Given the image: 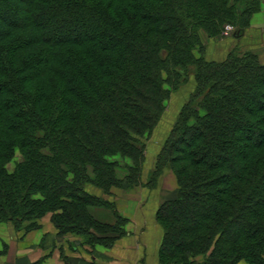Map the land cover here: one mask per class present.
I'll list each match as a JSON object with an SVG mask.
<instances>
[{"label": "trees", "instance_id": "1", "mask_svg": "<svg viewBox=\"0 0 264 264\" xmlns=\"http://www.w3.org/2000/svg\"><path fill=\"white\" fill-rule=\"evenodd\" d=\"M262 1L0 0V222L51 212L60 233L113 246L129 219L107 196L142 183L146 140L194 74L149 180L170 166L179 183L157 210L159 262L264 264V62L209 60L200 33L243 31Z\"/></svg>", "mask_w": 264, "mask_h": 264}, {"label": "crops", "instance_id": "2", "mask_svg": "<svg viewBox=\"0 0 264 264\" xmlns=\"http://www.w3.org/2000/svg\"><path fill=\"white\" fill-rule=\"evenodd\" d=\"M146 169L145 165L143 173ZM136 188L125 190L126 197L119 191L108 195L120 213L130 218L126 234L113 246H90L80 235L60 233L48 213L38 227L29 230L1 223V264H160L164 230L157 220L159 202H154L158 190L141 185ZM89 189L103 194L95 186Z\"/></svg>", "mask_w": 264, "mask_h": 264}, {"label": "rangeland", "instance_id": "3", "mask_svg": "<svg viewBox=\"0 0 264 264\" xmlns=\"http://www.w3.org/2000/svg\"><path fill=\"white\" fill-rule=\"evenodd\" d=\"M237 26L238 23H227L220 32L213 35L212 37L206 35L204 31H201L200 33L206 46L205 57L209 60L223 61L227 59L231 53L243 54L246 52H252L256 54L262 62H264V0L262 1L261 10L256 12L252 16L249 24L245 26L243 31H237ZM197 53L200 54V52ZM196 87L197 81L195 79L194 74H191L188 78V81L183 83L178 89L173 90L172 94L170 95V98L167 100L166 109L158 125L156 126L153 133L146 140L147 143L143 169L145 165L147 169L145 171L146 174L143 173L142 175V183L131 187H115L113 191L122 192L123 196L126 197V195L124 194L125 190L136 187L139 188L140 185L146 186L150 189L155 188L156 190H158V192L154 197L156 198L154 202H159V206L164 201L175 198L177 196L179 183L177 181L175 172L170 166L164 168V170L160 172L161 174H158L155 185H149V180L151 178L152 173L157 170L156 166L158 157L162 151L163 145L166 143L171 133L173 125L178 120L181 109L183 108L184 104L189 100L191 94L194 93ZM20 155L21 154L19 150H17L14 159H12L8 164L10 170L14 169L15 162L21 158ZM121 161L122 163L126 162L125 160ZM126 173L127 172L125 167L120 168L119 175L121 177L126 175ZM92 211L98 218H101L106 221L116 222L112 210L105 206H94L92 208ZM52 214L53 213H51V216ZM128 219L129 220L125 228H127V225L130 221L129 217ZM1 223L4 222H0V225ZM159 223L163 227L160 221ZM24 224H27V222ZM15 227L16 226H14V228ZM83 240L86 243V238L83 237ZM239 264L249 263L243 260Z\"/></svg>", "mask_w": 264, "mask_h": 264}]
</instances>
